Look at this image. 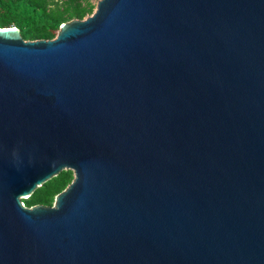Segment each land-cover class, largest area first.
Returning a JSON list of instances; mask_svg holds the SVG:
<instances>
[{
	"label": "water",
	"instance_id": "95a60500",
	"mask_svg": "<svg viewBox=\"0 0 264 264\" xmlns=\"http://www.w3.org/2000/svg\"><path fill=\"white\" fill-rule=\"evenodd\" d=\"M0 264H264V0L0 27Z\"/></svg>",
	"mask_w": 264,
	"mask_h": 264
},
{
	"label": "trees",
	"instance_id": "16d2710c",
	"mask_svg": "<svg viewBox=\"0 0 264 264\" xmlns=\"http://www.w3.org/2000/svg\"><path fill=\"white\" fill-rule=\"evenodd\" d=\"M95 8L93 0H0V27L17 26L26 40L52 39L64 22L84 19ZM73 179L72 170H63L23 201L27 206L52 205Z\"/></svg>",
	"mask_w": 264,
	"mask_h": 264
},
{
	"label": "rangeland",
	"instance_id": "374dc122",
	"mask_svg": "<svg viewBox=\"0 0 264 264\" xmlns=\"http://www.w3.org/2000/svg\"><path fill=\"white\" fill-rule=\"evenodd\" d=\"M98 1H99V0H93V2H94L96 5H97Z\"/></svg>",
	"mask_w": 264,
	"mask_h": 264
}]
</instances>
